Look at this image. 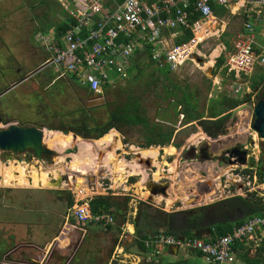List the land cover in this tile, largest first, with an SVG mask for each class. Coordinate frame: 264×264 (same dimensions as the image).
<instances>
[{
    "label": "rangeland",
    "instance_id": "obj_1",
    "mask_svg": "<svg viewBox=\"0 0 264 264\" xmlns=\"http://www.w3.org/2000/svg\"><path fill=\"white\" fill-rule=\"evenodd\" d=\"M61 1L68 2V0H60L59 3L58 0H47L48 3L39 4L40 0H0V93L33 72L47 60V52L43 47L44 44H48L51 41L52 38H49L50 34L48 33L52 30L49 29L47 33H41L47 34L44 35L45 37L39 35L38 32L45 31L48 26H54L64 20L67 12L60 4ZM226 10L230 12L231 8L228 6ZM228 15L216 18L214 22L211 18L207 19V24H212V28H208L205 36H202L204 38L202 43H205L206 46L202 43L199 44L197 48L200 53L195 52L197 57L203 59L202 63L197 62L194 58L185 61L184 66L171 72V82L173 84L175 81L182 85L185 84V86L188 85L189 88L192 87V91L196 94L199 103L203 100H200L202 95L204 97L206 90H211V88H213V92L207 95V98L212 97V99L213 97H224L236 101L242 100L247 94L252 93V95L248 96L249 98H246L247 101L240 108L233 110L226 134L214 140L217 142L216 145L219 144V146L232 144L231 142H233L232 145H245L248 147L249 153H252L253 150L257 151V145H261V141L252 131L251 125L253 122V108L262 86L254 92L248 84L250 92L247 93L248 86L245 85V78L240 75L242 83L241 81L240 83L235 82V78L231 77L233 74L228 71L227 64L225 65L226 67L224 66V69H227V75L221 74L217 68V70L212 68L208 71L209 67H206L212 64L209 65V62L210 60L212 62L214 58L211 55L216 47H220L225 56L232 52L233 41L237 37L236 34L241 30V26H244L241 17L235 16L229 19ZM212 22L216 23L213 25ZM223 25L225 26L224 29L222 28ZM198 34L201 33H197L196 38L201 41L202 38ZM225 42L231 46L230 49L225 50ZM201 53L203 54L200 55ZM141 70L145 74L140 73L138 74L140 76H136L137 78L134 79L129 76L130 82L127 80L123 86L128 88L117 87L113 92L107 94L103 100L93 101L84 92L86 83L78 80L75 76H73V80H70L72 75L69 74L56 81L53 87L49 88L43 85L40 89L41 80L45 83L47 76L55 78L57 75L54 68L48 66L46 70L37 75L36 79L31 78L23 82L0 98V128L3 129L12 124L16 125L18 123L16 120L18 121L19 119L37 121L36 123L40 125L50 124L52 121L51 116L55 112L77 113L78 110L76 108L80 107L81 109L82 106L85 109L90 108L93 110L91 114L89 111V115H93V119L95 114L99 113L96 119L101 118L98 123L102 124L106 122L109 112L114 110L113 108L123 105L125 101L124 91L130 97H138L139 103L141 102L140 105L147 110V116L154 119L157 99L153 98L159 97L155 92L160 93V86L158 84L154 86L153 76L155 75V70H151L150 67L146 66H143ZM259 70V68H255L254 74L251 75L256 81L264 79V75L259 73ZM18 72H20L19 75H17ZM160 72L165 74L167 72L166 68H162ZM13 74H16V76ZM213 74L220 78L215 86L212 85L213 79L210 80V77L208 78V76H213ZM184 87L178 85V88L183 92L185 90ZM38 98H41L42 101L40 102ZM164 104L165 102L161 105ZM10 116L9 123L3 122L5 118ZM49 116L50 119L48 118ZM57 123L58 121H55V124ZM191 130L193 133L189 135L188 143L182 144L183 148L188 147L191 143H202L203 146L208 145V147L213 144L211 140H206V135L202 133L196 124H192ZM54 133L56 132H45L43 139L45 146L56 153L49 161L43 160V162H40L27 153L17 155L0 152V242L6 241L9 236H14V243L20 241V238L29 241L34 240L39 246L43 242L48 241L41 250L44 256L41 252L38 253V258L42 257L41 261L36 259L38 263L90 264L93 262L92 264H108L109 259L111 264H124L123 252L119 253L116 248L134 249V238L129 237L127 232H123L124 225L121 217L118 219L113 218V228L106 231L94 226H89L84 231L74 226L70 220L67 221L72 226H63L64 223L62 225L63 217L65 216L66 218L68 214L66 192H68L71 181H73H70L73 176V184L76 189L84 190L85 194H92L87 186V184H92L93 188L98 190L97 192L94 191V197L108 196L115 198L123 206L122 214H125L126 221L133 222V220H136L140 227L143 226V222L137 216V212L139 214L141 209L147 211L150 215L157 216L160 210L166 209L170 210V212H175L193 204L190 197L192 194H188L190 200L186 199L188 195L184 197V200L181 198L177 199V193H171V189L166 198L154 196L152 201L148 203L147 198L150 194L145 191V185L150 180L153 182L156 180L152 176V168L148 170L143 165H137L131 153L123 155L122 144L113 145L109 151L108 147H89L86 143L92 144V140L77 137L78 139L75 142L63 147L50 144V139ZM120 135H117V137L121 139L122 143H126V147H129L133 142H138V145L142 142L140 135H137L139 138L134 140L133 137H135L136 132L130 133L128 130H123ZM247 143L248 145H246ZM74 155H77V166L71 168ZM29 156H31L30 159H27ZM222 156L227 158L225 154ZM106 158L109 161H106ZM125 162L133 163L135 167H140L143 172L139 176H135L134 174L137 170H132L133 168L131 169L128 166L124 169L123 164ZM262 162H264V156ZM11 163H14L15 167H27L25 170L26 182L23 184L19 182L17 177L20 174L17 172L12 173L15 177L14 180L8 182L5 179L3 171L9 168ZM207 163H209V170L211 171L207 174L208 177L215 180L214 177L219 176L218 180L214 181V188H218L219 192L211 200L218 199L221 195L223 196L222 198L237 196L238 194L233 187V180L237 175L241 176L243 169L232 161L230 163L225 161L219 164L217 162ZM262 166L263 164H261ZM32 169L47 171L45 172L48 178L46 185L33 186L31 184ZM73 169L77 170L74 172ZM213 171H215L214 176L212 174ZM222 172H224V175H221L223 174ZM220 177H222L221 181L224 191L221 190L217 183ZM129 178H136L137 182L131 185ZM159 180L166 181V178L163 179L162 177ZM58 181L59 185H57ZM64 182L69 186L64 185ZM177 185L179 183L172 184V187H178ZM225 186L227 187L226 189ZM248 189H251V187H247L245 190ZM137 192L140 195H137ZM208 193H210V196L215 194L212 191ZM126 198H130L128 203L125 201ZM198 200L202 201L205 199ZM148 206L149 208H147ZM156 226V224H152L148 229ZM131 230L129 231L131 232ZM60 231L62 232L59 234ZM40 233L43 234V238L38 237ZM52 235L56 236L55 239L49 240L48 237ZM17 239L18 241H16ZM2 249L3 245L1 244L0 250ZM115 251L117 252L116 254ZM184 254L185 251L182 250L177 257L182 258ZM75 260H78V263ZM2 261L3 257L0 254V262ZM127 264H129V261Z\"/></svg>",
    "mask_w": 264,
    "mask_h": 264
},
{
    "label": "crops",
    "instance_id": "obj_2",
    "mask_svg": "<svg viewBox=\"0 0 264 264\" xmlns=\"http://www.w3.org/2000/svg\"><path fill=\"white\" fill-rule=\"evenodd\" d=\"M59 1L60 0H58V3H59ZM160 1L161 0H144V2L148 5H154L156 3H159ZM239 1L240 0H230L229 7L231 8V11L227 12L225 15H228L230 13L228 15L229 19L234 18L235 16L241 17V19L243 20L242 23H244V26L243 27L241 26V30L236 34V36L237 37L244 36L245 39L246 38L250 39L252 42L251 50L253 51L254 54L259 55V54L264 52V32H263L264 26L262 25V23H260L256 20L254 15L246 14L245 10H243V8H241L242 3H240ZM209 18H211L214 22L216 20V18H219V17H214L211 13V16L208 17L207 19H209ZM207 19H205L203 21V24L205 25L204 26L205 31L202 33L200 32L201 34H198L201 38H202V36L203 37L205 36L206 30H208V28H212V26H211L212 24H207ZM215 23H213V25ZM246 24H250L253 27L251 32H247L245 30ZM224 25H226V24H224ZM224 25L222 27L223 29L225 28ZM50 30H52L51 32H54V34H55L54 29H50ZM175 30H177V29L164 30L162 32L161 39L156 44V47H155L159 52H165L166 50H169L170 48L175 46L174 45L175 40L181 36V31H179V30L175 31ZM47 31H49V30L38 32V34L39 35H45V34H41V33H47ZM195 37H196V35L193 33V38H195ZM236 38L234 40H236ZM203 39L204 38H202L200 44L204 41ZM202 44L205 45V43H202ZM197 47H199V46H197ZM224 48L226 50V47H224ZM232 48H233V45H232ZM215 50H217L218 53L212 59V64L210 66L205 65L207 68L209 67L208 71H209V69H212V68L216 69L214 67L215 62L221 55H223L222 49L220 47H216L212 51V53ZM195 52H199L198 48H196ZM231 53L232 52H229L226 56L224 55L225 56V64L223 65V67H221L219 69L221 74H222V70L224 69V66L227 64V58L229 57V55ZM202 54L203 53H201L200 55H202ZM199 59L201 60V62H199V63H202L203 59H201V58H199ZM184 65H185V63L183 65H181L180 67H182ZM143 66L150 67L151 70H155L154 71L155 75L153 76L154 82H155L154 86H156V84H158L161 88L159 91L160 93L155 92V94L159 95V97H162V99L160 100L157 97L159 100H157L155 102L156 110H155L154 119L149 118L147 116V110H145L140 105L141 102L139 103L138 97H136V98H134L133 96L130 97L129 95H127V92L124 91L128 87H126V86L123 87L127 80L130 82L129 76H132V79H134V78H137L136 76H140V75H138L140 73L145 74V72L141 70ZM162 68H166L167 72H165V74H162L160 72ZM255 68H259L260 69L259 73L264 75V68L259 63L255 64L253 71L255 70ZM253 71L248 75H246V74L244 76H243V74H240V75H242L243 78H245L244 79V80H246L245 85L248 86V84H249L250 89H252V91L255 92L257 89L259 90L260 86H262V90L260 91V94L257 97L258 99H260L264 96V79L262 81H256L253 78V76H251L254 74ZM171 72H174V71H170L166 64H164V63L159 64V63L153 62L150 59V57L148 56L147 52L145 51V47H144L143 43L141 42L139 44V50L125 63V65L123 67V71L118 72L116 69V71L113 72V74H111L110 78L112 81V86L104 89V95L102 97L104 99V97L107 94L113 92L117 87L125 88L123 90L124 91L123 94L125 95V101L123 102V104H127L128 102L133 100L136 102V106L138 108L137 110H133V108L131 107L127 110H124V113L126 115L125 117L127 119L126 123H128V119H130L131 124L125 125V126L122 125L119 129H117V128L110 129L106 135L113 134V140L114 141L112 143H105L103 145L99 144V141L102 140V138L106 135H104L102 138H100L98 140H92L91 141V142H93L92 144L86 143L87 146L92 147V148H95L96 146L97 147H103V148L108 147L109 151L111 150L113 145H117L118 143L123 144V155H129V153H131L132 158H133V160H135L137 165H140V164H139L138 160L136 159V154L140 155V157L142 159H151L152 160L153 167L156 168V170L153 174V176L156 178L155 183H158L159 181L162 182L159 179L163 177V179L166 178V181L162 182L160 184H162V185L168 184V186H169L168 189L166 190L165 195L168 196V192L170 189H171V193H173V194L177 193V199L181 198L184 200V197H186L188 194H190V195L192 194L190 196L192 199L191 203H193L192 205H189L187 207L185 206L186 208H183V209L175 211V212H170V210H166V209L160 210V212H158L159 214H162V218H160V220H161L160 222H159V220L154 219L155 216H153V215H150L151 218L146 216L144 219H142L141 218L142 216H141L140 218L143 222V226L140 227L139 224L136 222V220H133V222H130L129 220L126 221L125 214L124 213L122 214L123 218L125 219V222L123 223V225H124L123 226L124 227L123 232H127L129 237L134 238L133 239L134 249L133 248H129V249L123 248L122 249L123 250V261L125 259V261L123 262L124 264H127L128 261H129V264H208L197 253L188 252L185 250H183V251H185L184 256L182 258H178L177 255L182 250H177L176 248H161L160 253L158 255H156L155 257H152L151 260L147 261L146 260V254H145L146 251H143V250L141 251L134 241L136 238L135 224L137 223L140 230L143 231L142 235L147 236V238L149 236H153L157 233H163L165 235H170V236H174L177 238H192L193 237V238H199V239H202L206 242H209L213 238L214 233H215L213 229H215L217 226H219V225H221V226L232 225L231 227L233 230L234 228L237 227V226L235 227V224L238 221L245 219L244 216L242 215V213L239 211V209H237V208L227 209L226 208L222 212V213H224L223 216H221L217 221L215 220L213 222L212 221L210 222L208 212L213 208V206L217 205L218 203H221L224 200H228L230 198H234V197L246 198L251 194H254V197L264 201V166L261 167V165H259L260 160L263 158V156H262V157H260V160H259V153L261 152V149L263 147L261 145L260 146L257 145V151L253 150L252 153H249V149L245 145L244 146H239V145H235V144L232 145L233 142H231L232 144H229L226 146H223V145L219 146V144L216 145L217 142L214 141L218 137L220 138L226 134L227 128H228V122H229V119L231 116L226 121L225 134L219 135L218 137L213 139V138L208 137L205 133L202 132L203 134L206 135V140H209V141L211 140V142L213 143L210 147H208V145L203 146L202 143L193 144V145H195V146L201 145L205 149H213L214 146H217V152H223V153L225 152L224 154L226 156H227L226 153L233 148H238V149L243 150L247 153V161H246L245 165H239L236 162V158L231 159V161L235 165H237L238 167H241L243 169L241 172V176L237 175L233 180V187L238 194L237 196H234V197L222 198L223 196L221 195L218 199H214V200L212 199L211 200V198H213V197L215 198V195H217V192H219L218 188H214V184H215L214 181H217L219 176L214 177L215 180H213L211 177H208V175H207L211 172L209 170V163H207V162H211V163L217 162L218 164L221 162H225V161L228 162V159H227L228 157L227 158L224 156L216 157L215 159H212L210 161H203L204 164H200L197 160H195L192 157L180 158V153H176V149L171 145V143L169 145H166L163 147H161V146L149 147L151 150L153 149L156 152L152 153V154H142L141 152H146V151H149L150 149L149 148L142 149L141 147H138L139 146L138 142H133L131 145H129V147H126L125 146L126 143L125 142L122 143L121 139L117 137V135H120V133L123 130H128V131H130V133L136 132L135 137H133L135 140V139L139 138L138 137L139 135L142 136L141 135L142 131L145 128H149V129L151 128L152 130L154 129L155 131H157V129L162 128L163 130H166L167 132L170 131L167 128H170V129L173 128V129H176V133L179 134V136L177 137L178 140L176 139L174 141L177 142V144H180V142H182V141L185 142L184 134H182V132H184V133L189 132V134L191 135L193 133V131L191 130L192 124H195V123H190L191 125L187 124V127L182 129L183 131L179 129L178 124L180 123L181 119L183 118V115L180 114L182 109L180 106L177 107V102H179L184 95L189 98L190 104L195 105L197 107V112L202 117L201 120H212L210 117H213V115H215V117H213V120H216L217 118H219L218 113L220 114L224 110V108L222 107V104H220V102H219L222 97L221 98H218V97L214 98L213 97V99H212V97L207 98V95H209L210 93L213 92V88H211V90L210 89L206 90V95L204 97L202 95V98H200V100L201 99H203V100H201V103H199V101L197 100L196 94L194 93V91H192V87L189 88L188 85L187 86H185V84L182 85L181 83H177L174 80H173L174 82L172 84V82H171L172 79L170 76ZM19 74H20V72L17 73V75H19ZM230 74H233L231 77L233 79L235 78L234 79V80H236L235 82L240 83V81H241L240 77L241 76H239V74H236L234 71L230 72ZM13 75L16 76V74H13ZM72 76H74V75H72ZM208 78L210 80L213 79V81H212L213 86H215V84H218V80H220V78L214 74H213V76H208ZM41 81H40L41 86L44 85V86L50 88V84H49L50 82L44 83ZM241 83H242V81H241ZM253 83L256 84L255 88L252 87ZM139 84H140V82H139ZM178 85H181L182 87L185 86L184 87L185 90L183 89L184 92L178 88ZM154 86L152 85L153 88H155ZM249 86L247 87V93L250 92L248 89ZM84 87L86 88V86H84ZM85 88H84V90H85ZM165 90H166V92H165ZM189 95H192L193 97H189ZM250 95H252V93L247 94V97ZM247 97L245 96V98H247ZM153 99H156V97ZM227 99H230V98H227ZM236 101H239V100H236ZM164 102H165V104L161 105ZM240 107L241 106H239L237 108H240ZM225 109H227V107H225ZM135 112H136L137 117L135 116ZM232 112H233V110L231 111V115H232ZM177 116H179L178 120L179 119L180 120L177 123H175V125L170 123ZM45 130H47V129H45ZM45 132H50V131L47 130ZM53 132H58V131H53ZM58 133H61V132H58ZM61 134L64 135L63 133H61ZM69 134L71 136L73 135L72 133H69ZM174 135H175V133L173 132V136ZM173 136H172L170 142H172V139H174ZM123 137H125V136L123 135ZM129 137H132V136H129ZM122 139H124V138H122ZM259 140H260V138H259ZM187 143H188V141L185 142V144H187ZM261 143H263V141H261ZM246 145H248V143ZM249 155H251V156H249ZM106 159H107L106 161H109L108 158H106ZM126 162H128V161H126ZM126 162L123 164V168L126 169L127 168L126 166H128L131 169L133 168L132 170H135V171L137 170V172H135V174H134L135 176H139L140 173L143 172L140 169V167L137 168V166L135 167L133 165V163L129 164ZM79 166H81V165H79ZM215 167H217V166H215ZM258 172L260 173V175L258 174ZM222 173L223 174H221V175H224V172H222ZM212 174L214 176L215 171H213ZM212 174H210V176H212ZM155 175H157V177ZM248 176H250V177L252 176V180L250 178V180L248 181L251 183V188L255 189V186L256 185L258 186L257 187L258 193H256V195H255V193L249 194V192H250L249 190H251V189L245 190L247 188V178L246 177H248ZM130 179L131 178H129V180ZM221 179H222V177H220V179L217 183L220 186L221 190L224 191V186L222 185ZM73 181H74V176H73ZM73 181H72V183H73ZM136 182H137V180H136ZM135 183H133V184H135ZM177 183H179V185H177L178 187L173 186L174 187L173 188L172 184H177ZM133 184L131 183V185H133ZM73 186H74V184H73ZM179 187H180V189H179ZM226 188L227 187L225 186V189ZM206 190H207V192H206ZM211 191L213 193H215L212 196H210V193H208ZM82 192H85V191L82 190ZM137 195H140V194L137 192ZM152 196L153 197L154 196H162L163 198H166L165 196L162 195V193L153 194ZM206 196H208V197L206 198ZM190 197L188 195V197L186 199L190 200ZM202 198L205 200H202V201L198 200V199H202ZM126 199L130 200V198H126ZM126 199H125V201H126ZM207 200H210L211 202L207 201ZM199 202H201V203H199ZM126 203H128V201H126ZM135 211H136V209H135ZM142 211H144V210H142ZM189 211H192V213L194 212L195 216L190 217L191 215L189 214L190 213ZM159 214L157 216H159ZM225 214H227V215H225ZM63 218H64V220L62 221V225L64 223L63 226H72L69 224V221L66 220L65 216ZM190 218H192L193 223L191 225L186 226L187 225L186 222ZM152 224H156L157 226L155 228L151 227L150 229H148V227H150ZM159 224H161L163 226H161V225L159 226ZM208 229H209V231H207ZM129 230H131V232ZM61 232L62 231H60L59 234ZM196 233H198V237L196 236ZM38 237L43 238V234L42 233L38 234ZM55 237H54V235H52L51 237H48V238H49V240H54ZM147 238L140 240L139 242L142 243ZM262 238L264 240V233H263ZM244 251H248V254L246 257H244V253H243ZM256 252H257V249L252 248V247L251 248L250 247L244 248V250L240 248V252L237 253L236 258H235L236 260L233 264H257L256 263L257 258L255 256ZM108 264H111L109 259H108Z\"/></svg>",
    "mask_w": 264,
    "mask_h": 264
},
{
    "label": "built area",
    "instance_id": "obj_3",
    "mask_svg": "<svg viewBox=\"0 0 264 264\" xmlns=\"http://www.w3.org/2000/svg\"><path fill=\"white\" fill-rule=\"evenodd\" d=\"M109 1L113 0L61 2L71 20L69 29L59 40L54 32H49V38L52 39L48 44H44L48 53L46 62L54 68L56 81L67 74L74 75L78 80L84 81L88 92L98 99L103 97L105 88L112 86L111 73L116 69L118 72L123 71L125 63L139 50L141 42L144 46L151 47L150 56L153 62L164 63L170 71H176L185 61L194 58L195 50L201 41L195 37L187 44L159 52L155 47L162 32L181 28L191 29L195 35L202 33L205 31L203 21L212 13L210 2L213 1L224 8L230 4V0H161L154 5H148L144 0H122L120 5L109 6ZM239 2L242 3L241 8L246 14L254 15L264 26V0ZM193 14H199L200 20L191 25L189 18ZM252 28L250 24L245 25L247 32H251ZM251 44V40L245 39L244 36H239L233 41V51L227 58L229 72L234 71L239 76L248 75L256 63L264 68V52L254 54ZM246 178L247 187H251L248 181L250 178L252 180V176ZM64 185L69 186L66 182ZM87 186L92 194H85L76 189L71 181L68 192L73 205L68 210L66 220H73L76 227L85 223L106 231L107 227L113 225V216L91 213L90 200L95 194L94 191L98 190L93 188L92 184ZM257 187L256 185L255 189L251 188L249 194L256 195ZM263 233L264 213L245 219L242 225L215 242L157 233L149 236L142 244L147 261L158 255L161 248H176L200 254L208 264H233L237 253L240 252L236 245L256 249L263 241ZM116 249L119 253L123 252L120 247Z\"/></svg>",
    "mask_w": 264,
    "mask_h": 264
},
{
    "label": "trees",
    "instance_id": "obj_4",
    "mask_svg": "<svg viewBox=\"0 0 264 264\" xmlns=\"http://www.w3.org/2000/svg\"><path fill=\"white\" fill-rule=\"evenodd\" d=\"M41 1L42 0H40L39 4L48 3L47 0H45V1L43 0V2H41ZM121 3H122V0H113V1H109L108 5L109 6H111L113 4L120 5ZM210 7H211V11H212V14L214 17H222L227 13V10L224 7L218 6L213 1L210 2ZM197 20H200V15L199 14H193L191 16V18H189V23L192 25ZM70 21L71 20L69 19L68 15L66 14V17L64 18V20H62L61 22H59L58 24H56L54 26H48L47 30L53 28L55 30L56 38L59 40V38L62 37L67 32V30L69 29V22ZM177 30L181 31V36L175 40V42H174L175 46H181L183 44H187L193 39V33L190 29L177 28ZM177 30H175V31H177ZM224 44H225L226 49H230V45L228 43L225 42ZM144 47H145V51L147 52L148 56L151 59V56H150L151 47L149 45H145ZM224 64H225V56L221 55L216 60L214 67L217 69H220L221 67H223ZM226 71H227L226 69H223L222 74H226ZM244 75L245 74H243V76ZM53 79L54 78H52V76H47L45 81H46V83L50 82L49 84H51ZM73 79H74V77L70 76V80H73ZM41 82H43V81H41ZM55 83H53V85H50V88L53 87L55 85ZM255 86H256V84L253 83L252 87L255 88ZM39 87H40V89L42 88L41 84ZM165 92H166V90H165ZM50 95H52V94L50 93ZM189 97H193V96L189 95ZM158 98L162 99V97H158ZM38 100L40 102L42 101L41 98H38ZM246 101L247 100L245 97H243L242 100H239V101H233L232 99L221 98L219 102H220V104H222V107L224 108V110L220 114L218 113L219 118H217L216 120H213V117H215V115H213V117H210L212 120H201L202 117L197 112V107L195 105L190 104L189 98L185 95L181 98V100L179 102H177V107L180 106L182 109L180 114L183 115V120H181V121L183 122L184 125H187L190 123H195L197 127H200V129L202 130L203 133H205L208 137L215 139L219 135L225 134V124H226V121L231 116V111L234 110L235 108L243 105ZM224 106L227 107V109H225ZM131 107L133 108V110L138 109L136 106V102L133 100L128 102L127 104L116 106L114 113L109 115L108 119L106 120V122L103 125H97V124L94 125V123H90L89 119H88L87 110H85V113H83L84 116H86V117H84L86 119H80V117L77 115L76 112H69V113L65 114L61 111H57L54 114H52V116H51L52 117L51 118L52 123H50V124L40 125V124L36 123L37 121H33V120H29V119H19L18 121L16 120V122H18L16 125H18V126L34 125L37 127L45 128L48 131L61 132L64 135L72 133L73 135H76L77 137H80L83 139L98 140V139L102 138L104 135H106L108 133V131L112 128L119 129L122 125L123 126L130 125L131 124L130 119H128V123H126L127 119L125 117L126 115L124 113V110H127ZM135 116H136V112H135ZM178 117L179 116L175 117V119L170 123L175 125V123H177L179 121ZM48 118L50 119V116ZM68 120H70V121H68ZM9 121L10 120H8V121L3 120V122H5V123H9ZM19 121H20V123H19ZM55 121H58V123L55 124ZM167 129L170 131L167 132L166 130H163L162 128L157 129V131H155L154 129L152 130L151 128L150 129L145 128V136H144L145 137V145L143 146V148L157 147V146L163 147V146L169 145L174 131H173V128L172 129L167 128ZM185 134L187 135V134H189V132L188 133L185 132ZM30 157L31 156H29L27 159H30ZM258 174L260 175L259 172H258ZM129 182L132 184L135 183L136 178H131L129 180ZM66 198H67L66 209L69 210L73 205V200H72V197H71L69 192H66ZM126 201H129V199H126ZM220 204L223 205L224 207H226L227 209H232V208L239 209V211L242 213V215L244 216L245 219L251 218L255 215L264 213V201L254 197V194H251L246 198H241V197L230 198L228 200L222 201ZM90 209H91V213L93 215L109 214V215H112L113 218H115V219H118L119 217H121L122 222L123 223L125 222V219L123 218V215H122L123 206L121 204H119L115 200V198L108 197V196H96L90 200ZM141 215H142V217H141ZM146 216L151 218L150 214H148L145 210L142 211V213L139 212V216H138L139 218L141 217L142 219H144ZM160 218H162V214H159V216L154 217V219L159 220V222L161 221ZM245 219L238 221L235 224V227L242 225L245 222ZM72 222L74 225H76V223L73 220L71 221V223ZM161 224H159V226ZM161 226H163V225H161ZM231 226L232 225H223V226L219 225V226H217L216 227L217 229L216 228L213 229L215 233H214L213 238L209 242H215L221 236H224L226 234L231 233V231H232ZM78 227L85 229V228L89 227V225H87L85 223H81L78 225ZM112 228H113V225H110L109 227H107L106 230H111ZM142 234H143V231L140 230L139 226L136 223L135 224L136 238L134 241L137 244L138 248L141 251L142 250L144 251L143 245L139 241L147 238V236H143ZM2 245H4V243ZM236 248H241L244 250V247L242 245H236ZM256 249H257V252H256L255 256H256L257 261H258V262L256 261V263L257 264H264V240L262 241L261 245ZM243 253H244V257H246L248 254V251H244ZM198 255H200V254H198Z\"/></svg>",
    "mask_w": 264,
    "mask_h": 264
},
{
    "label": "water",
    "instance_id": "obj_5",
    "mask_svg": "<svg viewBox=\"0 0 264 264\" xmlns=\"http://www.w3.org/2000/svg\"><path fill=\"white\" fill-rule=\"evenodd\" d=\"M194 59L197 62H201L197 55L194 56ZM48 66L49 62L44 61L40 67L20 79L15 84L11 85L5 91L1 92L0 98L9 91H12L17 86L21 85L23 82L31 78L36 79L37 75L46 70ZM55 82L56 77L52 80L50 85H53V83ZM89 98L93 101H98L102 99V97L98 99L97 96H94L91 93H89ZM251 128L257 134L260 140L264 142V96L258 99L255 103V106L253 108V123ZM44 134V128L37 127L34 125L18 126L12 124L3 129L0 128V152H7L17 155L27 153L30 154L35 160H38L40 162H43V160L49 161L53 156H55L56 153L53 150L48 149L43 143ZM72 137L73 139L77 138L76 135H72ZM204 152H208L209 155L203 157V161H210L212 159H215L216 157H222V155L225 153L217 152V146H214L213 149H204ZM226 154L228 157V163L231 162V159L236 158V162L239 165L246 164L247 153L245 151L240 150L238 148H233L229 150ZM136 157L139 158L140 156L136 155ZM57 185H59V181ZM165 190L166 187H162L159 193H162V195L165 196ZM207 231H209V229ZM196 236L198 237V233H196Z\"/></svg>",
    "mask_w": 264,
    "mask_h": 264
},
{
    "label": "flooded vegetation",
    "instance_id": "obj_6",
    "mask_svg": "<svg viewBox=\"0 0 264 264\" xmlns=\"http://www.w3.org/2000/svg\"><path fill=\"white\" fill-rule=\"evenodd\" d=\"M46 55H48V53ZM84 92H85V94L89 95V92H88V90L86 88H85ZM156 99L159 100L160 98L158 99L157 96H156ZM101 100H103V98ZM87 109H85L83 106H82L81 109H80V107L76 108V110H78L77 115L80 117V119H86V118H84L86 116H84L83 113H85V110H87L88 119H89L90 123H94V125L95 124L103 125L105 123V122L102 123V124L98 123L101 118L100 119H96V116L99 113H96L95 114V118L93 119V115H89V111H90V114H91V113H93V110H91L90 108H87ZM113 109L115 110V108H113ZM79 110H80V112H79ZM114 110H111L109 112V115L113 114ZM9 119H11V116L5 118L4 120L8 121ZM181 120H183V118ZM68 121H70V120H68ZM45 124H48V123H45ZM178 125H179V129L180 130H182L185 127H187V125H184L182 121H180V123ZM173 131L175 133V135H174L175 137L173 136L174 139H172V142H170V143L176 149V153H180V158H182V157H184V158L192 157L195 160H197L200 164H204L202 158L209 155L208 152H204L205 148L202 147L201 145L195 146L193 144H190L188 147L183 148L182 144L185 143L186 141H188V138H189L190 134L186 135L184 132H182V134H184L185 142L182 141V142H180V144H177V142H175L174 140L177 139L179 134L176 133V129H173ZM144 136H145V129L142 131V136H141L142 137L141 138L142 142L139 145L142 149H146V148H143V146L145 145V137ZM261 146L263 148L261 149V152L259 153V160H260V157L264 156V142L261 143ZM136 155H138V154H136ZM136 159L138 160L139 164L141 166L142 165L145 166L146 169L149 170L150 168H152V176H153V174L155 172V167L152 166V160L151 159H142L141 157H139V158L136 157ZM260 162H259V165L264 163V162H262V159L260 160ZM263 166H264V164H263ZM162 182H165V181H162ZM162 182L159 181L158 183H155V182L150 180L149 182L146 183L145 191L149 192V194H150V196L147 198V202L148 203H150L152 201V197H153L152 195L159 193L162 187H166V190L168 189V187H169L168 184L162 185V184H160ZM166 190H165V194H166ZM165 197H167V195H165ZM147 208H149V206ZM225 209H226V207H224L220 203H218L217 205L213 206V208L208 212V216L210 218V222L211 221L213 222L215 220L217 221L221 216H223L224 213H222V212ZM139 211H140V213H142V210H139ZM189 212H190L189 214L191 215L190 217H194L195 216L194 212L193 213H192V211H189ZM225 215H227V214H225ZM137 216H139L138 212H137ZM192 223H193V220H192V218H190L186 222V224H187L186 226L191 225ZM84 231H85V229H84ZM81 232H83V231H81ZM14 239H15L14 236H9L8 239H6V241L4 240V241L0 242V245L4 243L3 249L0 250L1 257H3V261L0 262V264H48L46 262L45 263L44 262L43 263H41V262L38 263V261H41V258H42V257L38 258V253L41 252L43 247L46 245V242H48V241L43 242L42 245L39 246L36 243V241H34V240L33 241H29V240H25V239L20 238V241H18V239H17L16 241H18V242L14 243L13 242V241H15ZM41 253L43 255V252H41ZM36 259L38 261H36ZM75 261H77V263H78V260H75ZM92 263L93 262H91L90 264H92Z\"/></svg>",
    "mask_w": 264,
    "mask_h": 264
},
{
    "label": "bare ground",
    "instance_id": "obj_7",
    "mask_svg": "<svg viewBox=\"0 0 264 264\" xmlns=\"http://www.w3.org/2000/svg\"><path fill=\"white\" fill-rule=\"evenodd\" d=\"M218 50V49H217ZM217 50H215L213 52V54L211 56H215L217 54ZM211 60L209 62V65L211 64ZM115 134V133H114ZM116 136V135H115ZM197 136V135H196ZM195 137V136H194ZM76 139L78 138H74L71 136V135H62L61 133H54L53 134V137L50 139V144L51 145H58V146H63V147H67L70 143H73L76 141ZM192 141V139H190ZM114 140H113V134H109V135H106L102 138V140L99 141V144L100 145H103L105 143H112ZM195 143V142H194ZM109 145V144H108ZM150 149V148H149ZM156 151H154L153 149L149 150V151H146V152H141L142 154H152V153H155ZM78 159H77V155H74V160L72 161V164H71V168L76 167L77 166V162ZM15 164L14 163H11L9 168H6L5 171H3V174L5 176V179L8 180V182L12 181L15 179V177L13 176V172H17L20 174L19 177H17L19 179V182H21V184H23L24 182H26L25 180V170L27 167H15L14 166ZM119 166V164H118ZM31 168V167H30ZM39 169V168H38ZM38 169H32V175H31V181H32V185L33 186H44L46 185L47 183V175L45 172L43 171H39ZM77 169H73V171L75 172ZM160 170V169H159ZM120 171H121V168H120ZM27 172V171H26ZM71 172V171H70ZM50 173V172H49ZM56 175V174H55ZM29 176V175H27ZM157 177V175H155ZM19 184V183H18Z\"/></svg>",
    "mask_w": 264,
    "mask_h": 264
},
{
    "label": "clouds",
    "instance_id": "obj_8",
    "mask_svg": "<svg viewBox=\"0 0 264 264\" xmlns=\"http://www.w3.org/2000/svg\"><path fill=\"white\" fill-rule=\"evenodd\" d=\"M88 185V184H87ZM94 197V196H93ZM72 220H70V222H71ZM82 230H84V229H82Z\"/></svg>",
    "mask_w": 264,
    "mask_h": 264
}]
</instances>
